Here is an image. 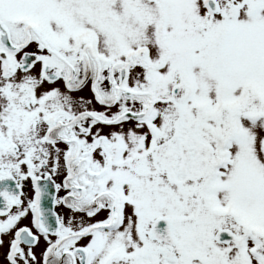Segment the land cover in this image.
<instances>
[{"label":"snow or ice","instance_id":"obj_1","mask_svg":"<svg viewBox=\"0 0 264 264\" xmlns=\"http://www.w3.org/2000/svg\"><path fill=\"white\" fill-rule=\"evenodd\" d=\"M0 253L264 264V0H0Z\"/></svg>","mask_w":264,"mask_h":264},{"label":"flooded vegetation","instance_id":"obj_2","mask_svg":"<svg viewBox=\"0 0 264 264\" xmlns=\"http://www.w3.org/2000/svg\"><path fill=\"white\" fill-rule=\"evenodd\" d=\"M87 91H85V93H83V95H87ZM40 249H37V255H39ZM0 260H2V253H0Z\"/></svg>","mask_w":264,"mask_h":264}]
</instances>
